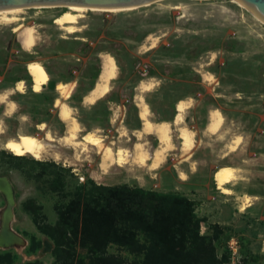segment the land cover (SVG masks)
Listing matches in <instances>:
<instances>
[{
	"label": "rangeland",
	"instance_id": "374dc122",
	"mask_svg": "<svg viewBox=\"0 0 264 264\" xmlns=\"http://www.w3.org/2000/svg\"><path fill=\"white\" fill-rule=\"evenodd\" d=\"M64 11L56 5L33 6L23 9L14 24L0 21V94L11 89L7 97L16 106L8 114L0 102V143L19 132L41 135L42 122L55 139L64 135L66 125L55 101L51 105L46 98L53 94L60 99L55 89L49 91L52 83H73L69 98L60 101L79 124L77 148L50 144L41 161L0 148V177L13 192L10 228L23 241L21 246H0V264H139V257L123 245L128 234L117 237L119 215L90 205L88 200L97 195L92 183L185 197L202 220L200 235L213 247L215 259L206 260L209 264H231L229 245L238 255L235 264H264V25L230 0H154L112 12L87 11L78 20V32L68 34L53 23ZM21 24L36 31L30 51L20 47L13 31ZM105 54L115 60L117 77L106 96L84 105ZM31 61L50 75L38 93L25 68ZM20 80L24 89L16 92ZM139 97L153 123L171 122L176 103L188 102L182 123L194 133L189 157L180 151L172 126V148L162 164L151 170L138 163L137 143L149 158L159 146L154 136L137 132ZM212 110L224 120L216 136L206 133ZM86 131L101 139V148L87 145L83 151ZM236 137L240 140L229 153ZM106 146L126 151L121 163L112 155L101 166ZM223 165L237 169L227 185L230 195L214 182ZM81 192L83 198H78ZM5 206L0 191V209Z\"/></svg>",
	"mask_w": 264,
	"mask_h": 264
},
{
	"label": "bare ground",
	"instance_id": "6f19581e",
	"mask_svg": "<svg viewBox=\"0 0 264 264\" xmlns=\"http://www.w3.org/2000/svg\"><path fill=\"white\" fill-rule=\"evenodd\" d=\"M230 1L242 7L243 9H245L247 12H249L252 15L254 20L264 25V22L260 20L256 14H254L248 8H246L239 0H230ZM147 4L145 5L147 6ZM56 6L66 8V11L56 16L53 19V23L56 26H58L60 30L65 31L68 34L75 33L76 31L78 32V29H79L77 28L78 20L81 19L83 17V14L87 11L89 12L91 11L92 12H95V11L112 12L118 9H127V8H91V7L81 6V5H56ZM175 8L178 9L177 7ZM23 9L25 8L18 7V8L0 9V21L7 25L18 22L19 19L17 18V15L23 12ZM13 28H14L13 31L17 33V41L20 47L24 51H30L35 46V43L37 40L35 29L32 26H26V25L23 26L22 24L17 25ZM152 48L153 46L149 47V49H152ZM101 61L104 65V68L100 74L101 75L100 79L97 80L93 89L88 91L86 95L83 97L82 104L84 105H93L95 102H97L98 100L106 96L109 92V82L111 80H114L115 77H117L116 76L117 67L115 64V60L110 55L105 54L101 57ZM25 68L32 78V82L29 83L31 84L32 91L34 93L40 92L43 86H45L47 82L49 81L50 75H48L45 67L36 61H31L27 63ZM208 79H210V76H208ZM24 85L25 84L22 80L18 81L15 85L14 91L22 92L24 89ZM144 87L147 88L148 86L140 85V89L141 88L143 89ZM54 89L58 92L60 99L62 100L67 99L69 98L73 90V83L63 84V83L58 82L55 85ZM11 91H12L11 89L6 90L0 94V102L5 103L6 112L8 114L13 112L14 108L16 107L15 104L9 101L7 97ZM60 99L58 98L54 101H55V107L58 109V117L61 120V122L65 123L66 125V131L64 135H61V137L55 139L54 136L46 130V126L42 122L38 125V130L41 132V135L26 133V132H19L16 136L8 137L3 142H1L0 148L8 153L13 154L16 157L30 156L33 159L40 160V161L46 154L47 147H49L50 144L56 143L57 145L68 146L73 149L77 148V132L79 130V124L76 121V118H74L71 115V112H72L71 108L64 102L60 101ZM187 104L188 102L185 100H180L176 103L175 115L171 122L159 121V122L153 123L151 122V120H149L148 107L142 101L140 97L138 98L136 106L138 108V117L141 120V127L139 131L137 132L139 136L140 135L141 136L142 135H152L156 138V140L159 143L158 148L157 149L155 148L150 158L148 157L147 153L143 149H141V144L137 143L135 145V148H136L135 158L138 161V163H140L141 166H148L151 170H156L162 164L163 160L165 159L164 158L165 153L172 148V144H171V127L172 126L176 128L177 136H178V139L180 140V151H182V153L187 154L189 157V154L190 152H192L195 146L194 145L195 143H194V133L184 128L183 123H182L184 122L183 121L184 111L188 108ZM222 122H223L222 114L218 110H212L209 115L208 123H206L207 124L206 132H208L209 134H217L222 126L221 125ZM1 133L2 131L0 130V134ZM1 138L2 137H0V139ZM100 140L97 137H95L92 131H86L84 135L82 136L83 151L86 150L85 146L87 147V145L91 147L96 146L98 148H101ZM239 140H240L239 137H236L234 139V145H231L230 147L231 150L229 151V153L235 151L234 150L235 146L238 144ZM9 144L14 145L16 150L9 148L8 147ZM110 148L108 146L104 148L105 150L104 156L101 162L102 167H105L107 163L111 162L110 160L112 159V155L114 156L117 164L122 162L121 159H123V156L126 151L124 149H117L116 151L112 152ZM57 156H58L57 154H53L54 158H56ZM188 157H186L185 159H187ZM236 170L237 169L234 166H229V165H223L217 168V171L214 174V182L222 194L230 195V189L227 187V185L235 180L236 172H237ZM180 177L184 179L185 175L183 173H180ZM2 179H3L2 180L3 182L6 181L5 177ZM8 185L4 186V188H2L0 185V191L7 193L6 191L10 187ZM7 199H8V203L10 204V206L8 207L5 206L4 208L0 209V246H6L9 244L21 246L23 244L22 239L19 238L17 234H15L13 230L10 228L11 227L10 224H12L11 221L13 218L11 207L14 201L11 197ZM245 200L248 203L250 199L248 196H246ZM249 206L250 205L248 204L246 207H249ZM244 209L245 207L242 208V210ZM3 228H7L9 233L12 235L11 240L9 239L6 240L1 237V235L5 236L4 234H2Z\"/></svg>",
	"mask_w": 264,
	"mask_h": 264
},
{
	"label": "trees",
	"instance_id": "16d2710c",
	"mask_svg": "<svg viewBox=\"0 0 264 264\" xmlns=\"http://www.w3.org/2000/svg\"><path fill=\"white\" fill-rule=\"evenodd\" d=\"M99 71L94 80L98 79ZM54 86L52 83L49 91ZM46 98L52 105L55 96L48 94ZM91 186L97 195L88 200L90 205L102 212L112 209L115 217L119 215L122 228L114 226L117 237L121 239L120 232L128 234L123 245L139 257V264H206V260L215 259L213 247L200 235L202 220L196 216L191 200L139 188H108L93 183ZM84 187L77 189L81 191ZM78 198H83L82 192Z\"/></svg>",
	"mask_w": 264,
	"mask_h": 264
},
{
	"label": "water",
	"instance_id": "95a60500",
	"mask_svg": "<svg viewBox=\"0 0 264 264\" xmlns=\"http://www.w3.org/2000/svg\"><path fill=\"white\" fill-rule=\"evenodd\" d=\"M154 0H0V9L3 8H28L33 6H54V5H81L91 8H134L145 5ZM246 8L256 14L260 20L264 22V0H239ZM104 65L101 63L100 74L103 71ZM98 80L100 79V75ZM3 177H0V185L2 188L7 186L9 182L2 181ZM10 186V185H8ZM3 192V191H2ZM3 192L6 198V207L10 206L7 198H12L11 187ZM13 199V198H12ZM2 236L4 239H12V235L9 233L7 228H3ZM6 245V246H10Z\"/></svg>",
	"mask_w": 264,
	"mask_h": 264
},
{
	"label": "built area",
	"instance_id": "2783aa9c",
	"mask_svg": "<svg viewBox=\"0 0 264 264\" xmlns=\"http://www.w3.org/2000/svg\"><path fill=\"white\" fill-rule=\"evenodd\" d=\"M228 250H229V255L231 257V264H235L234 260L236 259L238 261V255L236 253V249L233 248L231 245L228 246Z\"/></svg>",
	"mask_w": 264,
	"mask_h": 264
},
{
	"label": "crops",
	"instance_id": "0c3cea01",
	"mask_svg": "<svg viewBox=\"0 0 264 264\" xmlns=\"http://www.w3.org/2000/svg\"><path fill=\"white\" fill-rule=\"evenodd\" d=\"M210 113V112H209ZM208 115H210V114H208ZM208 120H209V116H208ZM224 121V120H223ZM222 124H223V122H222ZM221 124V125H222ZM221 128H222V126H221ZM221 128H220V130H221ZM220 130L218 131V133L217 134H209L208 132H206L207 133V135L209 136V135H211V136H216V135H218L219 134V132H220ZM180 173H183L184 175H185V173L184 172H180Z\"/></svg>",
	"mask_w": 264,
	"mask_h": 264
},
{
	"label": "snow or ice",
	"instance_id": "6c2138e0",
	"mask_svg": "<svg viewBox=\"0 0 264 264\" xmlns=\"http://www.w3.org/2000/svg\"><path fill=\"white\" fill-rule=\"evenodd\" d=\"M8 147H9V148H12V149H14V150H16V149H15V146L12 145V144H9Z\"/></svg>",
	"mask_w": 264,
	"mask_h": 264
}]
</instances>
